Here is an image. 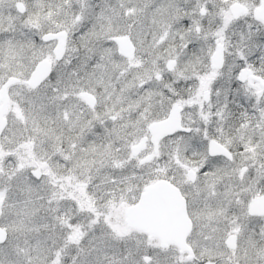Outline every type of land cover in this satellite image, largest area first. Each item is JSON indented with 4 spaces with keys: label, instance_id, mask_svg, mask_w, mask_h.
<instances>
[{
    "label": "snow or ice",
    "instance_id": "6c2138e0",
    "mask_svg": "<svg viewBox=\"0 0 264 264\" xmlns=\"http://www.w3.org/2000/svg\"><path fill=\"white\" fill-rule=\"evenodd\" d=\"M0 264H264V0H0Z\"/></svg>",
    "mask_w": 264,
    "mask_h": 264
}]
</instances>
